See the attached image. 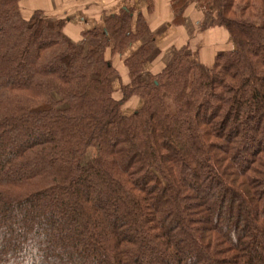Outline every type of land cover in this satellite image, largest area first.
Returning a JSON list of instances; mask_svg holds the SVG:
<instances>
[{
	"label": "trees",
	"instance_id": "1",
	"mask_svg": "<svg viewBox=\"0 0 264 264\" xmlns=\"http://www.w3.org/2000/svg\"><path fill=\"white\" fill-rule=\"evenodd\" d=\"M21 1L0 0V264H264V0L206 2L232 47L145 77L142 46L118 99L105 53L144 21L84 50Z\"/></svg>",
	"mask_w": 264,
	"mask_h": 264
},
{
	"label": "crops",
	"instance_id": "2",
	"mask_svg": "<svg viewBox=\"0 0 264 264\" xmlns=\"http://www.w3.org/2000/svg\"><path fill=\"white\" fill-rule=\"evenodd\" d=\"M206 2L209 0H23L20 10L24 19L40 12L48 22L65 21L63 34L71 43L83 44L84 50L98 43L92 37L84 39V35L104 30L109 17L129 12L132 33L136 32L138 19H142L147 27L143 36L120 55L111 58L110 48L105 53V59L111 60L116 70L112 85L118 99L117 90L128 82L124 62L142 46L150 50L144 67L145 77L167 66L183 48L197 56L201 64L210 66L217 53L232 47L227 32L211 25L209 19L213 12L208 10ZM216 7L211 6L210 10ZM138 106L139 102L129 101L124 112L130 114Z\"/></svg>",
	"mask_w": 264,
	"mask_h": 264
},
{
	"label": "rangeland",
	"instance_id": "3",
	"mask_svg": "<svg viewBox=\"0 0 264 264\" xmlns=\"http://www.w3.org/2000/svg\"><path fill=\"white\" fill-rule=\"evenodd\" d=\"M129 114V113H127ZM96 157V151H91L88 152V154L86 155V157L83 160V165L85 167H88L92 164L93 159Z\"/></svg>",
	"mask_w": 264,
	"mask_h": 264
}]
</instances>
